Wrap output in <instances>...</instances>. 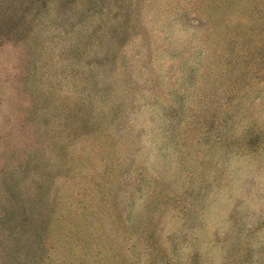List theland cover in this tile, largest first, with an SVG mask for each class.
<instances>
[{"label": "rangeland", "instance_id": "1", "mask_svg": "<svg viewBox=\"0 0 264 264\" xmlns=\"http://www.w3.org/2000/svg\"><path fill=\"white\" fill-rule=\"evenodd\" d=\"M0 264H264V0H0Z\"/></svg>", "mask_w": 264, "mask_h": 264}]
</instances>
